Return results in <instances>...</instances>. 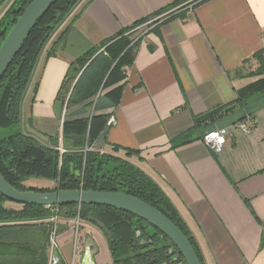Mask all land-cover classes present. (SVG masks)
<instances>
[{"label":"crops","instance_id":"1","mask_svg":"<svg viewBox=\"0 0 264 264\" xmlns=\"http://www.w3.org/2000/svg\"><path fill=\"white\" fill-rule=\"evenodd\" d=\"M15 1L0 0V21ZM125 40L131 62L109 80ZM263 66L264 0H79L37 60L20 130L73 154V140L63 143L64 123L95 118L90 150L148 175L187 224L204 264H264V97L238 103L264 79ZM218 108L216 123L197 125ZM248 110L255 129L210 152L203 136L236 125ZM23 185L58 188L45 179ZM73 240L69 221H61L63 261ZM82 247L80 264L92 245Z\"/></svg>","mask_w":264,"mask_h":264},{"label":"trees","instance_id":"2","mask_svg":"<svg viewBox=\"0 0 264 264\" xmlns=\"http://www.w3.org/2000/svg\"><path fill=\"white\" fill-rule=\"evenodd\" d=\"M31 1L16 0L1 19L0 47ZM78 1L58 0L50 8L32 30L0 82V173L19 191L30 190L23 185L29 179H45L55 181L59 190L120 192L134 196L169 218L187 236L204 264L196 239L161 188L129 161L90 150L96 135L95 118L64 123V146L71 138L76 151L62 156L59 149L48 148L20 130L21 102L37 60L53 32ZM123 45L117 50L115 61L119 60L109 80L131 62V49L127 50L130 42L125 40ZM261 69L260 76L264 75V66ZM256 85L238 99L240 107L245 108L251 100L264 97V79ZM67 87L63 86L61 96L67 94ZM109 96L113 97L114 93ZM252 114L248 110L240 121ZM221 115L223 108H218L200 117L197 125L203 122L214 124L223 117ZM99 119L107 120L106 117ZM7 204H11V208H7ZM58 208L60 218L71 221L79 214L81 221L102 231L113 264H164L161 256L173 246L165 235L144 220L115 208L75 204ZM52 216L51 208L11 203L0 193V264H49L50 228L47 220Z\"/></svg>","mask_w":264,"mask_h":264},{"label":"water","instance_id":"3","mask_svg":"<svg viewBox=\"0 0 264 264\" xmlns=\"http://www.w3.org/2000/svg\"><path fill=\"white\" fill-rule=\"evenodd\" d=\"M58 0H32L18 18L0 47V82L15 57L22 49L41 18ZM0 193L11 203L18 205L55 206L95 205L106 206L127 212L144 220L165 235L179 250L186 264H201V261L187 236L163 213L148 203L128 194L120 192H94L85 190L55 191H19L9 184L0 173ZM11 208V204L6 205ZM53 264H63L60 253H53ZM81 264H96L93 251L87 247L83 253Z\"/></svg>","mask_w":264,"mask_h":264},{"label":"built area","instance_id":"4","mask_svg":"<svg viewBox=\"0 0 264 264\" xmlns=\"http://www.w3.org/2000/svg\"><path fill=\"white\" fill-rule=\"evenodd\" d=\"M115 118H111L109 125H115ZM256 127V119L248 115L246 118L232 127H221L208 131L203 137V144L208 148L212 153L219 154L222 152L224 147L229 143V140L234 137L235 132H240L242 134H250ZM61 156L64 154L62 148L59 149ZM53 216L47 220V223L50 228V260L49 264H53V253L58 251L57 237L59 232V208L58 206L51 207ZM71 230L74 233L73 240V252L72 257L69 261H63V264H75L76 258L81 254L83 247L79 244V233L81 227V220L79 214L77 218L69 221Z\"/></svg>","mask_w":264,"mask_h":264},{"label":"rangeland","instance_id":"5","mask_svg":"<svg viewBox=\"0 0 264 264\" xmlns=\"http://www.w3.org/2000/svg\"><path fill=\"white\" fill-rule=\"evenodd\" d=\"M13 207L16 209L21 208V206H17V205H13ZM61 221H66V220L60 218V222ZM78 236H79L80 246H83L85 244V241L90 242V244L92 245L94 257L97 262L103 259L104 264H113L107 238L97 226H94L82 220L80 233ZM80 259L81 256L79 255L76 258L75 264H80Z\"/></svg>","mask_w":264,"mask_h":264},{"label":"flooded vegetation","instance_id":"6","mask_svg":"<svg viewBox=\"0 0 264 264\" xmlns=\"http://www.w3.org/2000/svg\"><path fill=\"white\" fill-rule=\"evenodd\" d=\"M161 260L164 261V264H186L183 256L174 244L164 251Z\"/></svg>","mask_w":264,"mask_h":264}]
</instances>
